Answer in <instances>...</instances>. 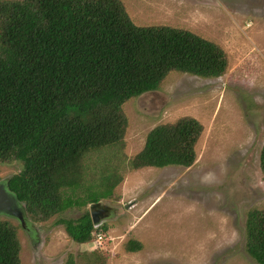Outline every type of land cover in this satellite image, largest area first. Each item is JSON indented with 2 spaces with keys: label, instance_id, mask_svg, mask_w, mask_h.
<instances>
[{
  "label": "trees",
  "instance_id": "1",
  "mask_svg": "<svg viewBox=\"0 0 264 264\" xmlns=\"http://www.w3.org/2000/svg\"><path fill=\"white\" fill-rule=\"evenodd\" d=\"M227 65L220 46L188 30L134 24L122 0H0V163L21 164L3 180L7 191L36 222L110 197L121 178L104 165L92 175L90 156L122 144V105L170 72L216 78ZM201 133L190 117L158 125L128 168L189 167ZM259 166L264 173V144ZM55 223L79 244L107 229L87 211ZM245 248L264 264V209L247 213ZM19 253L15 228L0 218V264H20ZM92 256L65 264H100Z\"/></svg>",
  "mask_w": 264,
  "mask_h": 264
},
{
  "label": "rangeland",
  "instance_id": "2",
  "mask_svg": "<svg viewBox=\"0 0 264 264\" xmlns=\"http://www.w3.org/2000/svg\"><path fill=\"white\" fill-rule=\"evenodd\" d=\"M122 2L138 26L167 25L217 44L226 71L216 78L170 72L157 89L122 105V144L90 156L92 175L109 167L121 178L99 200L110 209L97 222L107 227L100 243H76L55 223L90 214L92 203L44 222L27 218L26 229L0 215L16 230L20 264H65L69 256L82 263L93 252L100 264H258L245 248V221L250 210L264 209V0ZM183 117L202 126L191 166L128 168L151 129ZM20 169L17 161L0 163V181ZM129 241L140 250L127 251Z\"/></svg>",
  "mask_w": 264,
  "mask_h": 264
},
{
  "label": "water",
  "instance_id": "3",
  "mask_svg": "<svg viewBox=\"0 0 264 264\" xmlns=\"http://www.w3.org/2000/svg\"><path fill=\"white\" fill-rule=\"evenodd\" d=\"M99 205H101L99 202L92 203L90 209ZM0 215L17 219L23 227L24 220L20 212L19 202L12 193L7 191L4 181H0ZM90 218L93 224L98 222L93 212H90Z\"/></svg>",
  "mask_w": 264,
  "mask_h": 264
},
{
  "label": "flooded vegetation",
  "instance_id": "4",
  "mask_svg": "<svg viewBox=\"0 0 264 264\" xmlns=\"http://www.w3.org/2000/svg\"><path fill=\"white\" fill-rule=\"evenodd\" d=\"M19 207H20L21 215H22L23 220H24L23 227L26 229V225L28 224V220H27L26 215H25V211H24L25 209H24V206L20 203H19ZM91 212L94 213L97 220H100V219L108 217L110 209H109V207L99 205V206L91 208Z\"/></svg>",
  "mask_w": 264,
  "mask_h": 264
},
{
  "label": "built area",
  "instance_id": "5",
  "mask_svg": "<svg viewBox=\"0 0 264 264\" xmlns=\"http://www.w3.org/2000/svg\"><path fill=\"white\" fill-rule=\"evenodd\" d=\"M95 239L100 243V240L102 239V235L101 234H97Z\"/></svg>",
  "mask_w": 264,
  "mask_h": 264
}]
</instances>
